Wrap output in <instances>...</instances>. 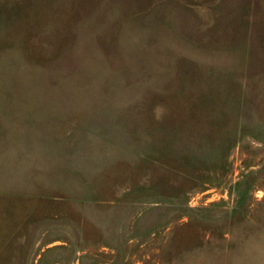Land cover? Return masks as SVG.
Masks as SVG:
<instances>
[{"label": "rangeland", "instance_id": "rangeland-1", "mask_svg": "<svg viewBox=\"0 0 264 264\" xmlns=\"http://www.w3.org/2000/svg\"><path fill=\"white\" fill-rule=\"evenodd\" d=\"M0 264H264V0H0Z\"/></svg>", "mask_w": 264, "mask_h": 264}]
</instances>
